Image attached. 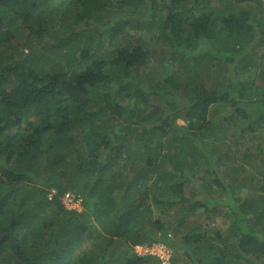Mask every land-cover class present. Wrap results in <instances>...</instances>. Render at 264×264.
<instances>
[{
	"label": "trees",
	"instance_id": "16d2710c",
	"mask_svg": "<svg viewBox=\"0 0 264 264\" xmlns=\"http://www.w3.org/2000/svg\"><path fill=\"white\" fill-rule=\"evenodd\" d=\"M262 38L263 0H0V264H264Z\"/></svg>",
	"mask_w": 264,
	"mask_h": 264
},
{
	"label": "rangeland",
	"instance_id": "374dc122",
	"mask_svg": "<svg viewBox=\"0 0 264 264\" xmlns=\"http://www.w3.org/2000/svg\"><path fill=\"white\" fill-rule=\"evenodd\" d=\"M168 1V0H167ZM171 1V0H170ZM264 1V0H263ZM259 20H262L261 18H258L257 21ZM132 33V32H131ZM264 40V38H262ZM258 44V41L256 42ZM253 44H251L250 46H252ZM262 47V48H261ZM257 48H260V50H256V52L258 53H262L264 52V43L262 46L260 47H257ZM213 78H217L219 81H225V77H221V74H216V73H212L211 76H210V79L212 80ZM210 80V81H211ZM209 80H207V83L206 85L209 87ZM213 83L216 84V86L218 87V84H217V81H213ZM230 98V97H229ZM228 98V100H229ZM253 100L255 99L254 97L252 98ZM185 105V104H184ZM230 105V106H229ZM229 105L226 107V109H221L219 112L218 111H214V110H209V112L207 113V117H206V120L203 122L202 121V124L203 127H201L199 130H198V136L199 138H201V141L202 139L203 140H206V141H209V143H211L212 141H222V143L225 145V147L231 143V142H235V140H233L232 136H230L229 133H234V135H246L249 130L247 129L248 127L246 126V124H243V122L239 119H233L231 120L232 122L230 124H228V121L226 119H223V120H220V122H224V125H226V128L227 130L229 131V133H225V134H222V133H218L217 130H218V126H217V118H219V115H227V111H230L231 109V102H229ZM218 112V113H217ZM28 120H31V117H28ZM241 121V122H240ZM176 124L178 126H181V127H184L186 128V125L187 123L181 119H178L176 120ZM254 130L256 129L255 126H253ZM189 131V133L191 132H194L195 130L194 129H187ZM194 139V138H193ZM200 141V139L198 140ZM214 143V142H213ZM224 147V148H225ZM223 148V147H222ZM226 149V148H225ZM228 149H231V151L233 152L234 148L230 147ZM164 153V152H163ZM240 154L241 152L238 154V164L241 162V159H240ZM161 158L163 159V162L164 163H167L168 162V159L165 158V157H162L161 155L158 156V159L161 160ZM196 168H191L190 166H186L185 168L182 167V171L183 173L187 174V175H195L196 178H200L201 176H203L202 174V170L205 169L207 167V169L211 168L210 165L208 163H206V160L203 158L202 159V162L199 164V165H195ZM247 167V166H245ZM181 168V166H180ZM239 175V174H238ZM197 182H200V183H203L204 181L202 180H197ZM149 184V183H148ZM206 183H203V185H205ZM202 185V184H201ZM243 197H249L251 198L252 195L254 196H257L259 195V193H256L257 191L253 192L252 190L250 189H247V188H243L239 191ZM214 193V191H213ZM198 198V196H197ZM70 207H76L77 208V212H79L82 208H79L77 206V204L74 206H70ZM158 214L155 215V217H157ZM228 221V220H226ZM75 222V221H74ZM217 223L215 224V229H219L221 232H224L227 227L222 223V220L220 219H217L216 221ZM157 235H160L161 232H156ZM95 235V233H94ZM94 239H99L96 235H95V238ZM148 241H145V244L147 243ZM223 243L220 242V244H216L217 247H219L220 245H222ZM136 252L138 253H142V254H145V252L147 253H150V254H153V255H157L159 256V259L161 261H163L164 263L168 262V263H171L172 264V261L174 260V257H176L178 255V252L176 251H173L170 247H168L167 245L165 244H162V243H156V244H151L149 246H142V245H139L138 247H134Z\"/></svg>",
	"mask_w": 264,
	"mask_h": 264
},
{
	"label": "clouds",
	"instance_id": "9594fccd",
	"mask_svg": "<svg viewBox=\"0 0 264 264\" xmlns=\"http://www.w3.org/2000/svg\"><path fill=\"white\" fill-rule=\"evenodd\" d=\"M48 194V196L49 197H51L52 195H54V193H55V189H53V188H51V189H49V190H47V192H45V194ZM60 200H61V202L63 203V205L68 209V210H75V211H77V208L76 207H70V206H75L76 204H77V206L79 207V208H81V205H80V201H76V200H74L73 199V197L71 196V195H69L68 193H63V195L60 197ZM154 244H156V243H154ZM137 247L139 246V245H136ZM135 246V247H136ZM136 251V250H135ZM138 253V252H137ZM145 253H147V252H145ZM140 254V253H139ZM142 254V253H141ZM150 254V253H149ZM143 255V254H142ZM151 255H153V254H151ZM158 259H159V256H157V255H155ZM160 260V259H159ZM174 261V260H173ZM173 261H172V263H173ZM160 263L161 264H171V263H168V262H166V263H164L163 261H161L160 260Z\"/></svg>",
	"mask_w": 264,
	"mask_h": 264
}]
</instances>
